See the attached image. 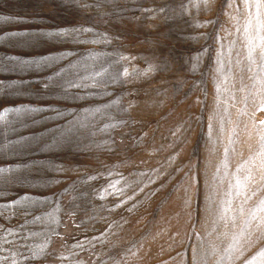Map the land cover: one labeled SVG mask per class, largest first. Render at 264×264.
Masks as SVG:
<instances>
[{
    "label": "rangeland",
    "instance_id": "1",
    "mask_svg": "<svg viewBox=\"0 0 264 264\" xmlns=\"http://www.w3.org/2000/svg\"><path fill=\"white\" fill-rule=\"evenodd\" d=\"M0 264H264V0H0Z\"/></svg>",
    "mask_w": 264,
    "mask_h": 264
}]
</instances>
